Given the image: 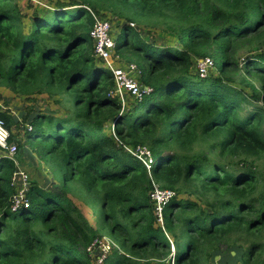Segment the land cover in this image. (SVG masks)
<instances>
[{"label": "trees", "instance_id": "16d2710c", "mask_svg": "<svg viewBox=\"0 0 264 264\" xmlns=\"http://www.w3.org/2000/svg\"><path fill=\"white\" fill-rule=\"evenodd\" d=\"M101 7L127 20L115 51L128 53L153 89L123 113L108 96L111 74L92 57L89 11ZM48 10L36 8L23 33L27 17L16 0H0V85L19 95H64L72 111L26 121L25 143L53 162L60 189L31 182L28 207L12 211L16 167L0 157V264H94L87 249L100 237L68 198L69 182L85 189L115 235L102 264H264V171L255 167L264 162V0H81ZM137 19L162 24L182 48L146 44L129 26ZM252 50L240 68V52ZM208 56L218 76L200 78L192 59ZM249 76L259 90L247 85ZM237 85L250 87L251 97ZM138 105L144 110L134 115ZM0 120L9 128L7 111ZM123 145L150 149V174ZM152 181L176 194L163 207L162 227L148 195ZM181 194L205 199V207Z\"/></svg>", "mask_w": 264, "mask_h": 264}, {"label": "rangeland", "instance_id": "374dc122", "mask_svg": "<svg viewBox=\"0 0 264 264\" xmlns=\"http://www.w3.org/2000/svg\"><path fill=\"white\" fill-rule=\"evenodd\" d=\"M69 1H76L81 3V0H16L21 13L26 15L27 17L23 22L22 32L27 33L30 31L31 23L28 19L36 8L40 7L45 11H49L48 8H54L56 3H68ZM42 11L43 10H41L40 12ZM97 11L98 17L104 18L109 21L111 27V35L116 42V40H118V35L120 33L121 27L122 25L126 24L127 20H125L124 18H120L118 14H115V12L118 11V8L109 7L108 9H104L101 7L98 8ZM129 26L138 30L140 38H142L146 44H150L155 47L182 48V45L177 39V36H175L173 32L165 30V27L162 24L154 25V23H151L149 21L137 19L136 21L134 20L129 23ZM118 42L120 41L118 40ZM254 51L255 50L240 52L238 59L240 68L241 63H243V59H246L250 55H254ZM117 55H119V57L121 58V61L123 62L122 64L124 66L132 64V62H128V59L130 58L128 53L124 52ZM92 57L94 64L97 67H101V61L95 59V57L93 56V52ZM208 57L213 60L211 56ZM197 58L200 59V57H193L192 59L193 65L191 67V72H193V70H197ZM133 64L136 65L135 63ZM136 67L139 71H141L137 65ZM209 75H214L215 77L218 76V65L216 63L214 64L213 68L210 69V74H208V76ZM136 76L137 78L138 76L140 77L138 73ZM238 76L240 78L244 77L243 71L239 72V74L236 76V79L238 78ZM138 81L141 83L139 79ZM246 83L247 85H253L257 90H259L260 88L259 82L254 77H246ZM237 87L242 89L248 97H251L252 90L250 87L242 85H237ZM126 102L127 104L125 109H121L122 113L127 112L128 109L131 110L132 107H134V102L132 101V99L127 100ZM259 104L261 103H258V106ZM69 109V98L64 95H50L47 92H42L39 94L36 93L32 95H19L12 93L4 85H0V110L7 111L8 115L10 116V126L9 128H7V130L10 132L11 137H14L12 139V143L17 148L16 154L14 155V165L25 176L26 189H29L28 184L30 186L31 182H34L36 185L48 191L58 190L62 185L61 182L58 181V179L55 178V175L52 173L51 168L53 166V162L49 158H44L42 160L41 157L25 143V129L29 130L28 127H30L29 123L26 121H31L32 117L37 114H46L59 118H66L72 112ZM143 110L144 107L142 105H138L135 108L133 114L138 115L143 112ZM251 110L252 107H247L245 110L241 111L240 115L245 116ZM24 118L26 119L24 120ZM104 130L105 134H108V131L110 133L109 123H105ZM4 156L5 152L0 150V157L3 158ZM255 167H257L259 171H264V162H258L257 166ZM232 169L235 170L236 173H240L243 170V168H240V166H237L234 163L232 165ZM21 186L22 185H18L19 191L22 189ZM65 190H67L66 192L68 198H70L73 203L79 207L89 223L98 231L100 237L98 239L100 241L108 243L112 248L117 247V241L116 239H114L115 235L112 234L110 226L105 222L104 216L103 214H101L100 208H98L99 206L97 204H91V201L89 199L90 196L86 194L87 192L85 191V189L77 182H69L67 183V185H65ZM173 192L175 193V191ZM180 198L197 201L201 206L205 207V199L203 198H201L200 200L197 199L194 195L191 196L186 194H181ZM90 204L92 205V207ZM261 242L264 244V232ZM93 255L97 257L99 255V251H94ZM173 255L174 253L171 255V257ZM93 259L92 261L95 264Z\"/></svg>", "mask_w": 264, "mask_h": 264}, {"label": "built area", "instance_id": "2783aa9c", "mask_svg": "<svg viewBox=\"0 0 264 264\" xmlns=\"http://www.w3.org/2000/svg\"><path fill=\"white\" fill-rule=\"evenodd\" d=\"M89 11V9L87 8ZM93 17V24L89 31V37L92 41L93 56L95 59L101 61V67L111 74L113 87L109 91L108 96L115 97L116 100L121 105L122 110L125 109L127 100L132 99L133 102H140L142 99L150 95L153 89L148 86H144L138 81L140 74L136 65L128 64L123 65L121 58L117 55L115 51L116 42L111 35V27L108 20L98 17L89 11ZM259 53L264 55V48L259 50ZM214 66L213 60L209 57H204L197 60V75L200 78H205L210 74V69ZM127 99V100H126ZM122 113V112H121ZM30 130L31 127H28ZM10 132L5 127L3 121L0 120V150L5 152L3 158L10 159L14 162V155L16 154L17 148L13 143H9ZM113 137L118 141L117 137L113 133ZM123 148L138 160L148 174L151 173L152 167L154 165L153 154L147 146L137 145L134 147L125 146ZM12 182L16 189L13 195V207L12 211L21 209V207H28V203L25 202V195L28 189L25 188L26 179L23 173L19 169H15ZM18 185H22V189L18 190ZM29 187V184H28ZM149 198L153 204V212L156 217L157 223L163 226L162 210L163 207L175 197V193L169 189L161 188L158 184L152 181V188L149 191ZM170 241L171 255L174 253L175 248L170 240L169 236L166 234ZM90 251L91 256L94 258L96 264H102L106 257L110 254L112 247L106 242L95 240L91 246L87 249ZM99 251V255L96 257L93 255L94 251Z\"/></svg>", "mask_w": 264, "mask_h": 264}, {"label": "crops", "instance_id": "0c3cea01", "mask_svg": "<svg viewBox=\"0 0 264 264\" xmlns=\"http://www.w3.org/2000/svg\"><path fill=\"white\" fill-rule=\"evenodd\" d=\"M232 254V253H231ZM232 255H234V252H233V254ZM216 259V258H215ZM218 259H219V257H218ZM218 259H216V260H218Z\"/></svg>", "mask_w": 264, "mask_h": 264}, {"label": "water", "instance_id": "95a60500", "mask_svg": "<svg viewBox=\"0 0 264 264\" xmlns=\"http://www.w3.org/2000/svg\"><path fill=\"white\" fill-rule=\"evenodd\" d=\"M232 254H233V252H232ZM216 259H218V257H216Z\"/></svg>", "mask_w": 264, "mask_h": 264}]
</instances>
